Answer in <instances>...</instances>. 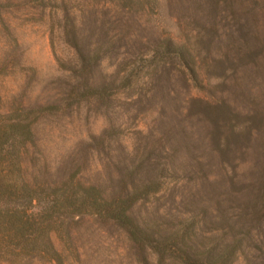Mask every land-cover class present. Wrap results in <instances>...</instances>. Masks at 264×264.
I'll use <instances>...</instances> for the list:
<instances>
[{
  "label": "rangeland",
  "instance_id": "374dc122",
  "mask_svg": "<svg viewBox=\"0 0 264 264\" xmlns=\"http://www.w3.org/2000/svg\"><path fill=\"white\" fill-rule=\"evenodd\" d=\"M5 1L21 65L0 91L29 107L56 105L34 127L47 160H70L78 179L108 192L160 172L161 191L135 206L136 217L163 224L196 214L208 230L222 211L239 240L232 264H264V223L248 229L244 215L253 191L233 192L261 184L264 171L261 0ZM168 39L186 45L184 58ZM211 139L230 140L228 166ZM132 160H143L134 174ZM71 246L69 264H143L122 228L94 217L73 225ZM144 254L147 264H179Z\"/></svg>",
  "mask_w": 264,
  "mask_h": 264
},
{
  "label": "trees",
  "instance_id": "16d2710c",
  "mask_svg": "<svg viewBox=\"0 0 264 264\" xmlns=\"http://www.w3.org/2000/svg\"><path fill=\"white\" fill-rule=\"evenodd\" d=\"M6 7V1L0 0V38L4 42L10 39V44L0 47V85L3 78L21 65L20 43L3 18ZM261 13H264V0H261ZM168 42L172 53L184 58L186 45L176 44L172 39ZM261 58H264V38ZM88 88L94 96L101 97L107 86L90 84ZM55 110L53 103L29 107L17 93L0 91V264H69L73 225L84 216L122 228L142 254L143 264H147L144 252L148 250L161 263H233L239 246L236 235L230 233L235 221L222 211L209 220L216 228L208 230L205 221L196 214L176 216L163 224L134 215L140 201L161 191L162 173L146 179L137 177L136 183L131 180L118 191L108 192L99 181L78 179L70 160L63 158L60 166L50 163L40 140L33 137L40 119L54 115ZM209 147L219 154L224 166L230 164L226 156L229 139H211ZM130 162L132 174L143 166V160L135 166L134 160ZM228 182L232 185L234 179L228 176ZM251 189L254 202L252 210L244 213L245 220L248 229L252 221L260 220L263 232L264 171L261 184L248 183L233 192L243 194Z\"/></svg>",
  "mask_w": 264,
  "mask_h": 264
}]
</instances>
